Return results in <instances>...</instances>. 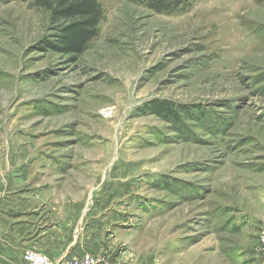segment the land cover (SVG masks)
Wrapping results in <instances>:
<instances>
[{"label": "rangeland", "instance_id": "obj_1", "mask_svg": "<svg viewBox=\"0 0 264 264\" xmlns=\"http://www.w3.org/2000/svg\"><path fill=\"white\" fill-rule=\"evenodd\" d=\"M97 2L72 57L0 0V187L101 203L120 264H264V0Z\"/></svg>", "mask_w": 264, "mask_h": 264}, {"label": "crops", "instance_id": "obj_2", "mask_svg": "<svg viewBox=\"0 0 264 264\" xmlns=\"http://www.w3.org/2000/svg\"><path fill=\"white\" fill-rule=\"evenodd\" d=\"M101 205L50 201L31 194L23 198L0 187V264H25L27 250L55 262L73 256L110 255L105 241L109 222L99 212Z\"/></svg>", "mask_w": 264, "mask_h": 264}, {"label": "trees", "instance_id": "obj_3", "mask_svg": "<svg viewBox=\"0 0 264 264\" xmlns=\"http://www.w3.org/2000/svg\"><path fill=\"white\" fill-rule=\"evenodd\" d=\"M37 5L50 13L53 24H63L57 31L51 48L67 56L80 57L89 43L98 36V27L104 12L97 0H35ZM154 1V0H152ZM195 0H172L170 10L186 8ZM159 113L168 110L163 104L157 108Z\"/></svg>", "mask_w": 264, "mask_h": 264}, {"label": "built area", "instance_id": "obj_4", "mask_svg": "<svg viewBox=\"0 0 264 264\" xmlns=\"http://www.w3.org/2000/svg\"><path fill=\"white\" fill-rule=\"evenodd\" d=\"M23 260L25 264H116L109 255L97 257L91 255L73 256L55 262L46 255L33 250H27L24 253Z\"/></svg>", "mask_w": 264, "mask_h": 264}]
</instances>
